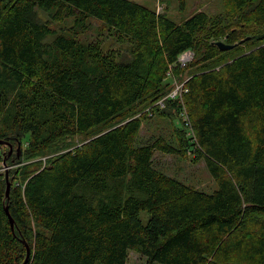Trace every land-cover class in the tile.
<instances>
[{
    "label": "trees",
    "instance_id": "obj_1",
    "mask_svg": "<svg viewBox=\"0 0 264 264\" xmlns=\"http://www.w3.org/2000/svg\"><path fill=\"white\" fill-rule=\"evenodd\" d=\"M227 3L226 17L175 23L131 0H0V141L13 149L0 143V164H17L9 198L0 172V264L23 262L22 240L25 264H127L130 250L145 264H264V0ZM152 116L174 144L137 142ZM155 152L203 159L217 189L163 173Z\"/></svg>",
    "mask_w": 264,
    "mask_h": 264
},
{
    "label": "rangeland",
    "instance_id": "obj_2",
    "mask_svg": "<svg viewBox=\"0 0 264 264\" xmlns=\"http://www.w3.org/2000/svg\"><path fill=\"white\" fill-rule=\"evenodd\" d=\"M136 3L142 4L158 13H164L170 20L175 23H181L192 14L198 11L207 13L208 16L226 17L224 14L227 11V0H131ZM98 22L94 21L96 25ZM244 38L234 39V44ZM220 41H224L220 38ZM227 44V41H224ZM193 58L188 61L191 62ZM188 62L186 64H188ZM185 71L179 76L170 78L168 82L169 91L168 94H173L174 91L187 79L190 73L198 71V66L185 67ZM175 124L179 125L180 121L174 118ZM107 130V129H105ZM104 130V131H105ZM97 135V134H95ZM93 136H90L91 139ZM162 135L170 143H175V139L172 131V123H168V119L165 117L152 116L151 118L145 119L138 133L137 142L140 144L147 143L153 139L154 136ZM81 137L78 136L71 142L79 143ZM87 141V140H86ZM82 143V142H81ZM14 145V144H13ZM9 150V149H8ZM13 150V149H12ZM11 154V153H10ZM17 156H19L17 154ZM191 154L186 157L179 156L177 154H167L162 152H155L153 157L154 166L162 171L163 173L176 178L177 180L190 185L204 193H213L217 189L215 180L210 175L209 170L205 165L203 159L198 161L192 160ZM9 159V160H7ZM3 158V164H0V172L4 173L5 182H10L8 191L9 198L11 190V178L8 174L10 170L15 168L17 164H14L15 160H12L10 156ZM12 160V161H11ZM11 161V162H9ZM6 189V187H5ZM140 219L142 223L147 222L146 211L140 212ZM127 264H145V259L137 254L135 251L130 250L128 252Z\"/></svg>",
    "mask_w": 264,
    "mask_h": 264
},
{
    "label": "water",
    "instance_id": "obj_3",
    "mask_svg": "<svg viewBox=\"0 0 264 264\" xmlns=\"http://www.w3.org/2000/svg\"><path fill=\"white\" fill-rule=\"evenodd\" d=\"M215 44L221 50H227V49H230L234 46V44H226L223 41H217ZM0 143H5L9 146L8 154H10L12 152V144L9 141L4 140V141H0ZM19 149H20V146L18 144L17 145V151H19ZM9 187H10V182L7 181L6 189H5V196L6 197L8 196ZM5 210H6V213L9 215L7 206H5ZM9 221H10L11 230L14 231L13 219L10 216H9ZM22 242L24 243L25 248H26V255H25V258L21 264H25L27 259H28L29 253H30V248H29V245L25 242V240H22Z\"/></svg>",
    "mask_w": 264,
    "mask_h": 264
},
{
    "label": "built area",
    "instance_id": "obj_4",
    "mask_svg": "<svg viewBox=\"0 0 264 264\" xmlns=\"http://www.w3.org/2000/svg\"><path fill=\"white\" fill-rule=\"evenodd\" d=\"M193 56H194V52H192V51H186V52L182 53V54L178 57V62L180 63V66H181V67L186 66V65H187L186 63H187L188 61H190V60L193 58ZM188 63H189V62H188ZM183 85H184V83H182V84L176 89V91L173 92V94H168V96H170V97H176V96H179V95H180V91H181V90H182V91H186L187 89H185V88L182 89ZM182 91H181V92H182ZM158 104H160L161 107L164 106V103L162 102V100L158 101ZM186 127H187V125H186Z\"/></svg>",
    "mask_w": 264,
    "mask_h": 264
}]
</instances>
